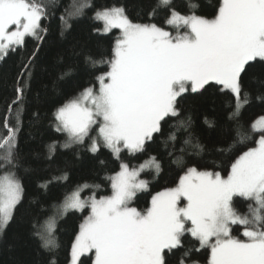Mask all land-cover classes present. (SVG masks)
<instances>
[{
    "label": "snow or ice",
    "instance_id": "snow-or-ice-1",
    "mask_svg": "<svg viewBox=\"0 0 264 264\" xmlns=\"http://www.w3.org/2000/svg\"><path fill=\"white\" fill-rule=\"evenodd\" d=\"M169 3L162 0L164 6ZM47 15L45 5L37 0H0V53L23 45L28 36L42 41L41 33L46 35L47 30L42 29L41 21ZM96 16L104 22L105 32L119 29L121 35L115 41L112 59L107 61L110 70L96 77L98 88L86 87L57 107L54 127L67 135L64 148L84 145L87 139L91 153H98L103 146L119 159L122 150L145 152L148 144L157 143L169 129L165 147L171 142L175 151L177 132L184 130L187 137L182 144L203 152L199 137L189 131L191 116L181 118L180 100L189 91L202 93L216 85L232 95L227 118L239 127L241 110L248 103L250 74L252 81L264 83V0H222L212 19L170 9L166 23L177 29L175 35L155 23L133 22L123 8L104 9ZM61 19L63 35L71 25ZM184 26L189 31L182 33L179 29ZM87 61L92 65L105 62L91 56ZM257 62L262 65L259 69ZM28 86V81L22 80L16 88L20 103ZM34 115L39 117L38 112ZM173 119L176 123L170 125ZM205 122L214 125L213 121ZM16 124L7 127V137L0 140V149H7L5 162L13 167L19 109ZM252 129L260 132L258 146L239 155L230 174L225 177L218 171L186 167L176 186L153 195L151 206L143 211L130 205L139 191L149 187L141 173L150 168L156 173L162 170L156 156L137 166L122 161L120 170L110 177L111 195L97 198L93 192L82 198L85 189L99 186L78 185L58 206L59 216L70 210L90 209L71 246V264H84L82 257L89 255L94 257L91 264H168L166 250L182 247L185 233L196 238L201 248L210 247V264H264V117L258 118ZM93 130L96 137L90 135ZM237 136L236 142L246 138L239 131ZM48 147L52 155L56 142ZM180 152L174 161L177 165L184 164V149ZM67 178L64 173L56 179ZM49 183L40 186L47 189ZM23 193L15 173L0 176V231L12 220ZM234 197L256 204L251 208V220L236 211ZM232 225H243L248 239L234 238ZM56 227L57 217L53 216L35 232L46 250L59 247Z\"/></svg>",
    "mask_w": 264,
    "mask_h": 264
},
{
    "label": "trees",
    "instance_id": "trees-1",
    "mask_svg": "<svg viewBox=\"0 0 264 264\" xmlns=\"http://www.w3.org/2000/svg\"><path fill=\"white\" fill-rule=\"evenodd\" d=\"M37 2H42L48 13L41 21L42 29L47 30L46 35L41 33L43 40L28 36L23 45L10 48L4 56L0 53V140L7 137V127L17 126L18 109L20 120L18 145L14 150L15 167L5 162L7 149H0V176L5 172H13L24 187L23 198L12 220L0 231V264H70L71 246L79 232V225L90 214V209L70 210L66 215L59 216L58 206L78 185L87 183L99 186L85 189L82 198L93 192L97 198L111 195L110 177L120 170L122 161L137 166L150 156H156L162 170L156 173L153 169L143 175L150 179L149 187L138 193L132 201L133 207L143 211L151 206L153 195L176 186L186 167L218 171L227 176L235 159L249 148L257 146L260 132L253 130L252 124L264 117V83L252 81L253 74H250V82L246 85L248 103L241 110L239 127L227 118L232 111L233 97L222 86L210 87L202 93L189 91L180 100L181 118L191 116L189 131L199 137L204 146L203 152L193 151L182 144V140L187 137L184 130L177 132L175 151L171 142L165 147L163 141L167 139L169 129L165 130V135L157 143L148 144L145 152L133 154L122 150L119 159L103 146L98 153H91L88 151L90 142L87 139L84 145L64 148L67 135L57 132L54 127L57 107L77 96L84 88L98 86L96 77L110 70L107 61L112 59L115 41L121 35L119 29L104 33V23L97 19V12L123 8L128 18L135 23H155L167 28L170 9L185 16L194 14L212 19L218 13L222 0H171L167 6L161 0ZM84 4L88 6L81 7ZM61 17L71 25L63 31V35ZM89 56L105 62L92 65L87 61ZM261 66L260 62L255 64L257 69ZM64 73L69 74L65 76ZM22 80H27L29 86L20 103L17 101L16 88L21 86ZM37 112L38 118L34 115ZM206 119L213 121L214 125L210 127ZM175 123V119L169 120L170 125ZM238 131L246 137L242 142H236ZM53 142H56V147L50 155L48 146ZM182 148L184 164L177 165L174 161L176 156L181 155ZM64 173L68 177L66 180L56 179ZM47 181H51L48 188H42L40 185ZM233 206L238 213L251 215V208H255L256 204L248 198L234 197ZM53 216L57 217L54 235L59 247L50 251L41 246L42 242L35 232ZM243 229L242 225L232 226V236L245 239L240 234ZM182 240V247L172 252L166 250L168 264H180L181 260L184 264L209 263L211 251L208 247L201 248L199 241L190 233H185ZM93 259L91 255L82 257L84 264H91Z\"/></svg>",
    "mask_w": 264,
    "mask_h": 264
},
{
    "label": "rangeland",
    "instance_id": "rangeland-1",
    "mask_svg": "<svg viewBox=\"0 0 264 264\" xmlns=\"http://www.w3.org/2000/svg\"><path fill=\"white\" fill-rule=\"evenodd\" d=\"M171 1V0H170ZM161 2H162V0H161ZM100 20V19H99ZM102 21V20H101ZM103 22V21H102ZM104 23V22H103ZM168 27L167 28H165L166 30H168V31H170V32H172L173 33V35H175L176 34V31H177V29L174 27V26H170V25H167ZM104 28H105V24H104ZM104 28H103V32L104 33H109V32H111V31H108V32H105L104 31ZM179 31L180 32H187V31H189V29L187 28V26H184V27H181L180 29H179ZM8 51V50H7ZM3 56L5 55V54H2ZM98 87V86H97ZM256 131V130H255ZM256 132H259V131H256ZM94 134V135H93ZM90 135L91 136H94V137H96V135H97V132H96V130H93L91 133H90ZM257 146H258V144H257ZM256 146V147H257ZM155 170V169H154ZM151 171H153V169L152 168H150V169H146L145 170V172H143V173H141V178L142 179H147L149 182H150V179H148V178H146V177H144L143 175L146 173V172H151ZM230 174V173H229ZM223 176V175H222ZM226 177V176H225ZM148 189V188H147ZM147 189H144V190H141V191H139L138 193H140V192H142V191H145V190H147ZM137 193V194H138ZM130 206H133V204H132V202H131V205ZM240 215H242V216H248V218L251 220L252 219V216L251 215H247V213L245 214V213H239ZM190 224V223H189ZM232 226H234V225H232ZM243 226V225H242ZM243 232H244V229L243 230H241V235H243ZM231 235H232V232H231ZM234 237V236H233ZM234 238H236V239H239V237H234ZM248 238L247 237H245V239H242V240H247ZM209 249H210V247H208ZM210 251H211V249H210ZM210 259H211V257H210ZM71 264V263H70ZM208 264H210V260H209V263Z\"/></svg>",
    "mask_w": 264,
    "mask_h": 264
}]
</instances>
